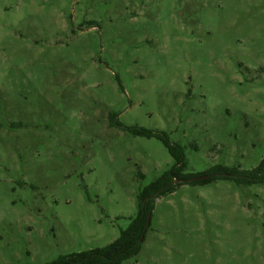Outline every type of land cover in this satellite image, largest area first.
Returning a JSON list of instances; mask_svg holds the SVG:
<instances>
[{"label":"rangeland","instance_id":"obj_1","mask_svg":"<svg viewBox=\"0 0 264 264\" xmlns=\"http://www.w3.org/2000/svg\"><path fill=\"white\" fill-rule=\"evenodd\" d=\"M183 146L264 158V0H0V264L106 245ZM140 174L142 176H140ZM121 264H264V183L181 184Z\"/></svg>","mask_w":264,"mask_h":264},{"label":"trees","instance_id":"obj_2","mask_svg":"<svg viewBox=\"0 0 264 264\" xmlns=\"http://www.w3.org/2000/svg\"><path fill=\"white\" fill-rule=\"evenodd\" d=\"M120 128L135 136L158 139L173 160L171 166L140 189L136 197V215L130 218L127 227L120 230L113 241L103 246L63 254L54 260L42 264H121L135 257L145 238L148 227H146L147 218L152 213L155 200L174 191L181 184L204 185L215 180H229L236 185L242 186L264 183V158L257 166L248 170H242L238 166L214 165L200 173H184L186 161L183 146L171 142L165 132L150 131L135 126H120ZM140 176L142 175L140 174Z\"/></svg>","mask_w":264,"mask_h":264},{"label":"water","instance_id":"obj_3","mask_svg":"<svg viewBox=\"0 0 264 264\" xmlns=\"http://www.w3.org/2000/svg\"><path fill=\"white\" fill-rule=\"evenodd\" d=\"M198 178H200V177H198ZM148 223H149V217L147 218L146 227L148 226Z\"/></svg>","mask_w":264,"mask_h":264}]
</instances>
